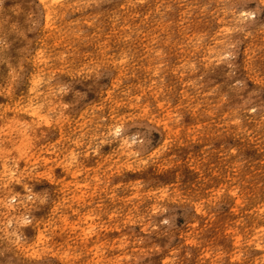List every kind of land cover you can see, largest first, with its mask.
Returning <instances> with one entry per match:
<instances>
[{"label": "rangeland", "instance_id": "374dc122", "mask_svg": "<svg viewBox=\"0 0 264 264\" xmlns=\"http://www.w3.org/2000/svg\"><path fill=\"white\" fill-rule=\"evenodd\" d=\"M27 1L0 0L1 21L11 3L19 15L0 44L18 42L21 72L26 58L47 63L42 75L58 86L50 117L71 141L54 151L76 143L77 160L88 155L79 179L100 209L87 250L67 229L57 248L20 253L12 241L32 240L28 227L54 189L39 166L0 153L1 179L20 192L0 206V264H62L55 252L66 250L73 264H264V0H54L46 29L39 3ZM109 91L138 104L120 108L115 136L100 100ZM114 137L123 148L110 146ZM21 197L26 210L9 217Z\"/></svg>", "mask_w": 264, "mask_h": 264}, {"label": "bare ground", "instance_id": "6f19581e", "mask_svg": "<svg viewBox=\"0 0 264 264\" xmlns=\"http://www.w3.org/2000/svg\"><path fill=\"white\" fill-rule=\"evenodd\" d=\"M36 1L44 11V29H46L50 21L51 6L54 0ZM58 1L61 2L64 0ZM23 5L29 7V2L24 0ZM6 8L5 14L8 20L1 21L0 18V31L2 32H5L6 27L10 26L9 22L14 23L19 17V15H16V9L13 3L6 6ZM1 39L2 37H0V40ZM9 45H12V50L0 44V140L3 143L5 141L9 142L8 145L0 148V153L4 156L5 162L8 161L7 158L14 157L27 165L32 163L39 166V176L42 177L41 180L45 183H50L54 189L53 204L50 206H40V213L28 227L32 231V240L27 244H19L17 240H13L12 244L15 245L16 250H19L20 253H24L28 257H35L39 252L40 243H50L53 249L57 248L59 241L63 239L60 234L67 229H75L77 234L76 244L79 245L81 249L87 250L88 239L92 234H97V232H94V221L95 215H97L100 209V206L93 208V206L87 204V199L90 194H88L86 190L91 187V182L86 180L87 183L82 184V180L79 179L82 171L88 169L90 166L87 159L88 155L84 156L86 158L84 162H79L77 157L74 156L75 152L72 147L76 143L69 144V149L60 148L54 151L56 146L63 144V142H71L70 140L64 139L60 129V118L53 120L50 117L51 113L57 111V107L51 108V105L57 104L56 88H58V86L51 85L48 80H45L42 73L44 72V75H46V67L44 66H46L47 63H39L38 58L35 56L30 57L29 60L26 58L28 63L26 68L28 69V74L26 73L27 71L21 72L19 68L22 64V58L26 57V55L24 53H19L17 48L18 42H16V40L10 42ZM42 83H44V85H42ZM109 92L106 96L103 94L100 100L103 105L106 104L109 110L110 122L112 125L107 128V131L109 135L115 136L117 130L114 128H118L119 124H122V122H120V117L123 116V114L120 113V108L122 106L125 107V103L128 105L132 103L133 105H129V107L131 106L132 108L136 107L134 105L138 104L133 103L132 99L130 100V98L126 96L119 99L115 96L113 91ZM157 92L155 91L156 94H158ZM126 107L128 108V106ZM52 128L57 129L58 132L60 131V137L47 142V138H45L44 135ZM114 139L115 141L112 142L110 146L116 147L117 149L123 148L125 140H117L115 137ZM42 146L46 147V155L44 157L41 150ZM59 151H62V154H57ZM109 155L110 154L107 155L108 158H112ZM100 158L101 157H99L98 160H100ZM57 159H60V161H56ZM124 161L125 163L130 161V157H127ZM3 166L4 173L9 167L7 163ZM1 175L2 174H0V188H2L1 190L3 192L0 193V206L7 204L6 199L16 198V196L20 197L19 191H13L15 184H12L11 181L8 182L7 178L1 179ZM67 179H70V181L67 182ZM21 187L22 186H18V188ZM92 189L93 195L96 193L98 187L97 189L96 187ZM108 190L109 189H107V192ZM70 193H72V196L69 198ZM5 194L6 197L4 199L3 196ZM33 194L37 197L40 195V192L36 189ZM23 199L24 198L21 197L20 202L15 208L10 207V210L8 212L6 211L9 217H12L13 214L18 211L26 210V204ZM120 201L121 207L124 209L129 205L126 200L122 199ZM89 207H92L93 210L89 209ZM71 216L75 217L73 221L69 220ZM239 222L240 221L235 223L237 226L235 228L236 230L238 226H240ZM28 228L23 230V234H29ZM192 234H187L185 237L193 239ZM235 234H237V231ZM198 236L199 235H197V237ZM92 240L91 243L95 247L99 248L105 245L104 241L99 242L97 240ZM55 254L62 260V264H73V256L69 253V250L64 252L59 251L58 254L55 252ZM98 261H101V259L99 258ZM81 264H96V262L92 259L90 261H83Z\"/></svg>", "mask_w": 264, "mask_h": 264}]
</instances>
